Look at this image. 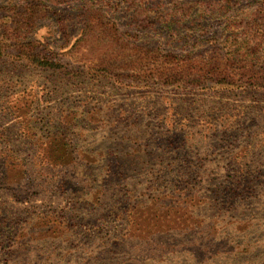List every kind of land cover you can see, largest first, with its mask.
I'll return each mask as SVG.
<instances>
[{
  "label": "rangeland",
  "instance_id": "rangeland-1",
  "mask_svg": "<svg viewBox=\"0 0 264 264\" xmlns=\"http://www.w3.org/2000/svg\"><path fill=\"white\" fill-rule=\"evenodd\" d=\"M234 38L264 0H0V264H264V87L191 76Z\"/></svg>",
  "mask_w": 264,
  "mask_h": 264
},
{
  "label": "trees",
  "instance_id": "trees-1",
  "mask_svg": "<svg viewBox=\"0 0 264 264\" xmlns=\"http://www.w3.org/2000/svg\"><path fill=\"white\" fill-rule=\"evenodd\" d=\"M31 10V13L34 14H40L42 13V10L40 9H35V11ZM18 16V14H17ZM31 18H33V15L31 14L30 16ZM24 19L22 17L17 18L16 20V24L17 27H23L26 25V23H28L30 20L29 18H25V21H23ZM173 24V23H171ZM253 27H255V25H253ZM255 29V28H254ZM253 29V30H254ZM251 30V31H253ZM256 31L255 33H253V37L255 40H253L254 44H256V46H258V44H260L262 41L260 40V37L258 38ZM247 35H250V33H248ZM238 38H234V43L238 44ZM252 41V40H251ZM263 43V42H262ZM13 45V43H12ZM241 44L237 45V48H234L231 52L229 51L228 53H230L227 57V59L225 61L223 60V57H219V60L216 61H212L209 62L208 65L209 67L204 69L203 66L195 68L193 70H195V73H193L192 80H199L201 79H214L217 78L215 82H225L226 84H233V83H241L243 85H247L250 87H254V88H263L264 87V66H260L258 65V62L260 60V57L257 56L258 48L255 46L254 47V52H251V55H253V58L249 60L248 63L249 65V69L246 71L245 68L246 66H243L241 68V70L239 72H237V70H235L234 68V64L235 61L234 59L238 57V52L237 49L240 48ZM263 57V56H261ZM264 58V57H263ZM45 58H42L41 61L43 62V65H50L48 62H46V60H44ZM189 59V58H188ZM233 61V62H232ZM196 75V76H194ZM237 76V78L235 79V77ZM177 186H180L182 184V180L177 181L176 182ZM240 188L241 186L239 185L238 182H234L233 186H232V190L235 191V193L232 194V191L230 190V188H226V192L228 197H230V199H236L237 197L241 196V192H240ZM168 195V194H167ZM170 196H174L173 192H171Z\"/></svg>",
  "mask_w": 264,
  "mask_h": 264
}]
</instances>
